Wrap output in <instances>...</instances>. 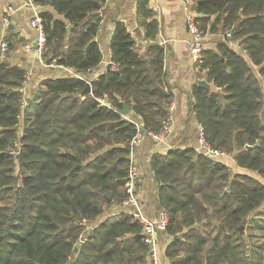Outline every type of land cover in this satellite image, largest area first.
I'll return each instance as SVG.
<instances>
[{"label": "trees", "instance_id": "trees-1", "mask_svg": "<svg viewBox=\"0 0 264 264\" xmlns=\"http://www.w3.org/2000/svg\"><path fill=\"white\" fill-rule=\"evenodd\" d=\"M37 1L52 4L66 19L40 15L47 34L44 60L81 75L98 66L102 55L95 37L104 0ZM197 8L205 12L202 21L211 31L218 25L233 29L247 53L228 41L219 51L205 49L203 67L217 90L196 86L195 110L212 146L264 176V0H207ZM134 43L125 24L118 23L111 42L116 67L91 79L92 94L81 98L87 83L80 77L47 79L24 110L26 71L0 62V200H8L0 206V264L144 262L147 246L132 214L86 230L80 242V221L91 223L126 196L125 146L138 128L121 114L123 105L141 118L146 132L158 130L167 114L169 96L159 89L166 76L164 48L155 44L142 55ZM105 94L113 108L97 101ZM155 169L170 215L167 229L190 227L167 247L173 264H253L239 249V227L264 201L262 180L233 175L202 153L171 152ZM208 218L218 221L214 236L207 230ZM195 221H203L206 231L191 227Z\"/></svg>", "mask_w": 264, "mask_h": 264}, {"label": "crops", "instance_id": "crops-1", "mask_svg": "<svg viewBox=\"0 0 264 264\" xmlns=\"http://www.w3.org/2000/svg\"><path fill=\"white\" fill-rule=\"evenodd\" d=\"M145 1L104 0V4L98 12L101 20L95 37L101 50L102 59L95 69L88 71L87 74H82L80 78L88 83L87 80L91 81L92 78H96L108 71L106 67L108 63H112L111 42L118 23L125 24L134 39V49L140 54H150L151 47L155 44H159L164 48L166 76L159 89L163 88L167 92L166 95L169 96V100L165 104L166 113L169 111V104L173 103L175 105L171 111L174 122L173 129L164 141L151 137L142 129L141 142L128 151L129 161L134 159L136 166L139 168L137 191L141 203V211L148 217H155L162 208H166L161 201L163 183L159 179L155 167L157 161H168L171 152H189L193 156H196L197 153H202L204 156L214 158L218 162L223 163L233 174L245 173L243 171L245 167L238 165L233 154L228 153V156L211 157L199 149L198 139L203 125L194 106L196 102L195 87L199 86L198 80L207 79V69L196 65L190 51L188 41L191 38V34L186 20L187 13L184 1ZM197 2L198 0L195 1L192 10L197 17L199 25L206 30L204 37L205 48L206 50L219 51L220 45L227 41L225 32L229 28L222 33L223 27L218 25L219 28L217 30L211 31L209 25L205 26V22L202 21L205 12L203 10L199 11L197 8L206 2L201 4ZM8 6H12L14 10L9 14H7ZM44 12L50 13L54 18L66 20L64 15L58 13L50 3L37 0H0V44L2 41L7 43L5 52H1L0 46V62H6L11 67L22 68L26 71L22 97L26 99L27 105L30 99H35L34 94H37V90L44 80L70 79L75 76L72 73L73 68L53 62L47 63L42 57L36 55L33 44L37 39L38 30L31 25V20L35 14L40 16ZM6 17L7 19H5ZM210 17L211 23L215 16L211 15ZM152 22L155 23L154 27L153 25L151 26ZM149 30L150 34L148 33ZM235 48L243 52V48L240 45ZM111 68H113V65ZM209 83L211 84V90H217V87L212 82ZM86 95L83 92L80 94L82 99ZM121 114L135 124L142 125L141 118L136 116L132 109L127 114ZM22 117L23 114L21 115ZM22 124L23 120L20 119V129ZM248 174L263 181L262 177L259 178L252 171ZM197 197L199 198L201 195L197 194ZM130 210L132 208L125 207L121 203L107 205L104 213L90 223V229L93 230V228L98 227L101 222H106V227L110 226L115 219L122 218L118 216L131 214ZM247 218L248 221L245 226L253 222L256 227L261 226V230L264 232V201ZM131 219L134 220V218ZM207 221L212 222L207 230L208 232L212 231V236H214L216 234L215 225L218 221L211 218H208ZM190 226L206 231L203 221L192 222ZM189 228L185 225L181 231L176 230L175 233L168 229L158 232L157 240L160 245L159 264H173V260L166 253L167 247L173 238L183 237L184 232ZM245 231L247 234V230ZM141 234L143 238V231H141ZM262 236H264V233H262ZM82 241L80 239V242ZM240 241L244 249V252H242L243 249L239 247L241 254L247 256L249 262L264 264V241L254 240L252 242L254 247L251 246L249 237L247 239L246 236H242ZM146 246L145 260L142 264H149V250L147 244Z\"/></svg>", "mask_w": 264, "mask_h": 264}, {"label": "built area", "instance_id": "built-area-1", "mask_svg": "<svg viewBox=\"0 0 264 264\" xmlns=\"http://www.w3.org/2000/svg\"><path fill=\"white\" fill-rule=\"evenodd\" d=\"M183 1L187 13L186 20L191 34V38L188 41L189 48L196 65L198 67L204 68L203 67V64L205 62L204 51L206 48H205L203 30L201 29L197 17L192 10V7L195 4L196 0H183ZM32 5L34 6V4ZM12 11H14L13 7L8 6L7 14L11 13ZM5 19H7V17ZM31 25L37 28L38 30V36L36 39L38 46L35 48V51L37 52L38 56L44 59L42 55L46 47L47 34L42 19L38 14H35V16L32 18ZM225 37L231 46H235V47L239 46L233 35V29H228L225 32ZM0 46H1V52H5L7 50V43L5 41H2ZM242 50L243 52L247 53V50L245 48H243ZM111 62H112L111 65H113V68H115L116 64L113 61ZM53 63L56 64L55 61H53ZM95 67L89 69L88 71L95 69ZM72 73L76 77H81V74L76 70H73ZM87 81L88 83L91 84L90 80ZM90 93H92V88ZM97 101L99 102L100 105L112 107V104L108 100L106 94L104 96L97 97ZM26 105H27V101L25 98L22 97L21 100L22 110L25 109ZM174 106L175 105L173 103L168 105L169 111L166 114V117L163 119L162 125L158 130H150L147 132L151 137L159 141H164L167 138V136L170 134V132L173 129V123H174L173 115L171 113V111L174 109ZM136 125L138 130L136 134L132 137L129 144L132 148L141 142L143 136V131L141 127L137 123ZM198 141H199V149L205 154L211 157L228 156V153L210 144V142L206 137L203 126L200 131ZM139 174H140L139 168L136 166L134 159H130L129 167H128V175L125 181V187L127 191H126V196L121 202V205L132 208V210H130V213L141 224V229L143 231V239L144 242L148 245L149 264H159L160 245L157 240V234L159 231H163L168 228L170 223V215L166 208H162L155 217H148L145 214H143V212L141 211V203L137 191ZM80 223L84 225V229L82 231V237L85 239V235L87 234L86 230H89L91 228L90 223L87 221L86 218H83L80 221Z\"/></svg>", "mask_w": 264, "mask_h": 264}, {"label": "rangeland", "instance_id": "rangeland-1", "mask_svg": "<svg viewBox=\"0 0 264 264\" xmlns=\"http://www.w3.org/2000/svg\"><path fill=\"white\" fill-rule=\"evenodd\" d=\"M224 32V29L222 30V33ZM205 31H203V35H204V37H205ZM227 40V39H226ZM22 119V118H21ZM25 123H26V121H25ZM24 131H23V128L21 127V129H20V131H19V135H22V133H23ZM17 142L19 143V140H17V139H15L14 140V143H16L17 144ZM17 151H15L14 153H15V155L16 156H18L17 154H18V152L16 153ZM243 171H245V173H243V174H248V173H250V171H252L255 175H257L259 178H263V182H264V176L263 175H261L260 174V172L258 171V170H251V169H248V168H245V169H243ZM231 173H232V171H231ZM233 174V173H232ZM234 174H236V173H234ZM233 174V175H234ZM19 184H21V182L19 183ZM10 195V194H9ZM6 197H8V196H6ZM6 205H8V200H0V206H6ZM262 228H261V226H258V227H256L255 225H254V223L253 222H250L247 226H245L244 227V235L247 237V239H248V237H249V239L251 240V244H252V242L255 240V241H257V239L259 240V241H264V236H262V233H264L263 232V230H261ZM245 230H247V234H246V231ZM140 231H142V229L140 230ZM256 233H258V234H256ZM248 235V236H247ZM257 238V239H256ZM246 239V238H245ZM240 243H241V245H240V247H241V249H243V246H242V242L240 241ZM248 243V242H247ZM250 244V245H251ZM251 246H253L254 247V245L252 244ZM249 248V247H248ZM248 250V249H247ZM246 250V251H247ZM243 252H244V249L242 250ZM248 252V251H247ZM237 262V261H236Z\"/></svg>", "mask_w": 264, "mask_h": 264}, {"label": "water", "instance_id": "water-1", "mask_svg": "<svg viewBox=\"0 0 264 264\" xmlns=\"http://www.w3.org/2000/svg\"><path fill=\"white\" fill-rule=\"evenodd\" d=\"M204 2H207V0H198L197 3H198V4H201V3H204ZM70 28H71V24H68V25H67V28H66L67 33L69 32ZM33 45H34V47L36 48V47L38 46L37 41H35ZM36 55H38L37 52H36ZM111 67H112L111 63H108V65H107L106 68H107V70H110ZM198 85L203 86V87H206V88H209V89L211 88V84L209 83V81H208L207 79H200V80H198ZM160 90H161L163 93L167 94V92H166L163 88H160ZM82 92H83V94H88V93H90V92H91V84H90V83H87V85L85 86V88L83 89ZM130 110H131V107H129L128 105L124 104V105H123V108L121 109V113H123V114H127V113H129ZM250 146H251V145H248L247 147H250ZM125 149L128 150V151H130V150L132 149V147H131L130 145H126V146H125ZM244 227H245L244 224L240 225V227H239V229H240V231H241V235H242L243 237H245V235H244ZM82 240H84L83 237L81 238V241H82ZM77 249H78V246H77Z\"/></svg>", "mask_w": 264, "mask_h": 264}]
</instances>
